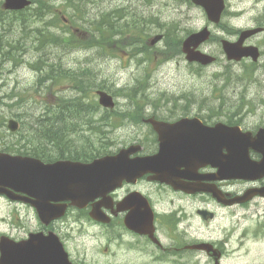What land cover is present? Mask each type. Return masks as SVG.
Returning <instances> with one entry per match:
<instances>
[{
  "label": "flooded vegetation",
  "instance_id": "af4514ba",
  "mask_svg": "<svg viewBox=\"0 0 264 264\" xmlns=\"http://www.w3.org/2000/svg\"><path fill=\"white\" fill-rule=\"evenodd\" d=\"M254 1L256 9L264 2ZM252 20L251 26L235 28L226 23L223 29L227 38L237 40L244 29L262 28L243 43L259 47L260 59L249 56L232 62L240 66L242 75L247 66L256 74L264 70V7ZM252 84L258 85L259 91L253 97L241 96L245 91L241 92L237 95L239 106L231 111L193 104L166 113L140 110L146 117L170 123L199 118L209 128L219 123L237 126L236 142L257 162L252 177L235 176L242 168L225 165L233 142L229 130L205 134L187 126L170 135L180 141L174 170L166 173L169 181L155 179L148 171L124 179L84 206L71 199L53 200L49 192L46 196L36 190L30 194L17 191L15 200L0 195L7 202L0 215L5 225L0 230V264H226L238 250L242 252L249 238L264 243V76L255 77ZM250 118H256L255 124ZM132 127L137 129L129 136L134 140L128 145L141 143L142 148L131 157L159 150V134L151 125L146 124L142 131L137 125ZM137 131L139 136L134 134ZM30 144L58 146L54 141ZM198 145L210 152L213 149L208 146L214 145L216 159L208 163L188 159ZM87 154L85 149L75 151L68 146L62 158L84 161L89 159ZM234 241L239 243L236 248Z\"/></svg>",
  "mask_w": 264,
  "mask_h": 264
},
{
  "label": "rangeland",
  "instance_id": "374dc122",
  "mask_svg": "<svg viewBox=\"0 0 264 264\" xmlns=\"http://www.w3.org/2000/svg\"><path fill=\"white\" fill-rule=\"evenodd\" d=\"M3 1L0 0V9L2 10L1 2ZM83 1L85 3H83L81 8L85 14L83 16L84 19L78 17L82 13L76 14L67 0L35 1L32 11H29V13L32 14L33 10L38 7L39 2L51 5L52 12L45 15L44 21H55L57 25L53 26L55 27L53 31L66 32L68 29L64 24V18H67L75 28L79 29L74 33L84 40L92 39L93 36L90 31L93 26H90L89 23L99 21L101 18L103 19L104 14L109 13L112 9L114 11L123 9L124 11L131 12L141 21L138 23L139 29L133 31V34L126 33L124 36H115L108 42L109 45L105 44V48L98 46L75 48L68 51L64 50L61 45L55 44L48 45L45 48V52L48 53L51 62L62 61L66 68L69 66L76 70L74 71L76 74L78 73L83 76L86 68H90L88 73L84 75L90 81L94 80L93 83L90 82L92 89H88L91 91V95H93L92 100L94 103H98L99 95L96 93V89L100 88L99 86H102L100 90H105L115 95L118 101L117 110L124 111L133 106L132 100L125 95L127 89L137 84L145 85V97L147 99L144 103L148 99L150 103L146 106L143 105V108L158 109L163 113L192 104L197 108L213 107L214 109H221L222 106L226 108L228 104L238 102L239 96L237 95L241 94V92L245 91L246 94L253 97L259 91L258 85L241 83V80L238 83L236 77L241 74L240 66L230 65L227 67L221 46L216 41L207 42L203 48L206 52L218 55V62L208 67H202L199 72V65L189 63L184 54L177 55L173 59H168L164 55V40L154 46L155 48L147 45L149 48V50L146 48L147 52L144 51L135 56L133 55L128 44L131 43L134 35H137L135 38L140 43L138 45L143 46L144 44L142 43L146 39H150L158 33H165L168 25L178 32V34L174 33L177 38L186 36V30H199L208 24L214 30L213 35L215 39L217 37H227V34L223 30L225 27L217 28V25L209 23L201 7L188 4L185 0H183L184 2L179 0H150L147 3L143 0ZM255 5L254 0H232L229 12L231 14L226 16L228 25L235 28L251 26L253 22L252 16L257 13L258 9L264 7V2H259L257 9ZM245 9L247 10L245 15L241 14V17L236 15L242 13L241 11ZM27 16V28L42 26V23H44L33 21L29 14ZM151 18L152 20L150 21ZM128 19L129 17H126L121 21L129 25L131 23L126 21ZM116 22L120 21L116 20ZM71 23L70 25L72 26ZM142 23L145 24L143 25ZM70 29L73 32V28ZM170 32L174 31L171 30ZM22 35L24 36L20 21L12 15L5 14L0 21V124H2L4 115V121H6L4 127L0 125L1 136V133L9 134L10 131H7V123L11 117H16L20 120L16 115L25 110L27 113H23L22 115L29 113H35L34 115H36L41 113L44 106L47 105L46 102L56 103L60 96L68 98L75 94L74 89L66 82L52 86L51 89L45 85L37 86L38 72L31 64L37 58V52L33 48H26L30 46L29 41L31 37L24 40L28 43L24 46L23 50L16 51L18 54H21L17 55V61L6 55L5 50L11 48L8 41L15 42ZM11 49L12 53H15V49ZM145 54H147L148 60H144ZM80 69L81 72H79ZM227 70L232 73L230 82L224 79L223 76V73ZM262 76H264L263 70L258 71L255 75V77ZM101 83L102 85H100ZM17 93V97H14ZM138 97L141 102L145 98L141 95ZM17 100H19V104L16 103ZM232 109L234 108L229 110L231 111ZM74 118L75 116L71 117V122L74 121ZM250 119L252 120L250 123L255 124L256 118ZM117 121L119 122L117 125L124 126L120 128L104 127L109 138L107 149L110 148V151H114L123 144L126 145L130 141H133L134 139H130L129 136H132L133 131L137 129L132 127V125L136 124L128 120L120 121L117 119ZM86 122L76 125V128L78 126L80 128L83 126L89 128L90 125L86 124ZM4 128L7 130H3ZM143 128L144 126H141L139 130L142 131ZM84 132L80 129L79 133L72 134V138L74 142L82 145L86 150H90L91 145L83 137ZM86 134L94 139L99 137V134L96 135L92 131H86ZM134 134L139 136L138 131L134 132ZM146 135L149 136V133H146ZM94 141L97 143V139ZM5 146H9V144L5 138L1 137L0 149H3ZM49 147L51 150H55V147L52 145ZM6 205V200L1 199L0 215L3 214ZM4 227L5 225L0 221V230H3ZM237 246H239V243L234 241L233 248ZM262 252H264V243L256 241L255 238H249L245 242L242 252L240 253V250H238L235 257H229L225 263L228 264L229 261L231 264H264V255H260ZM89 254L90 256L92 255L90 252Z\"/></svg>",
  "mask_w": 264,
  "mask_h": 264
},
{
  "label": "water",
  "instance_id": "95a60500",
  "mask_svg": "<svg viewBox=\"0 0 264 264\" xmlns=\"http://www.w3.org/2000/svg\"><path fill=\"white\" fill-rule=\"evenodd\" d=\"M197 4L205 6L209 17L212 20L219 21L224 8V0H193ZM31 4V0H5L6 9L19 10ZM207 29L191 35L184 42V50L188 53L189 60L208 63L211 58L191 46H199L209 37ZM162 38V35L156 36L152 43ZM100 102L107 107H114L113 97L106 91H99ZM194 119L193 121H195ZM151 122L155 130L160 134V150L152 156L138 157L130 159L131 152L137 151L139 145L130 146L122 149L117 155H108L97 159L91 163L57 161L56 163H44L38 158L31 156H13L7 153H0V193L5 191L2 183L10 182L17 189H22L21 183H32L34 189L44 192L52 191L53 198L57 199L62 195L76 199H90L97 194L108 190L115 182L123 178H129L130 175H138L147 171L152 166L160 174V167L164 164V158L175 150V144H178L175 138L167 137L184 124L187 119L175 124H169L154 118L147 119ZM18 123L10 122V127L16 129ZM176 152V150H175ZM241 166L244 170L256 168L255 163L241 160ZM250 171H242L243 175ZM173 181V180H170ZM15 184V185H14ZM8 192V191H7ZM95 216V215H94ZM98 218V216H96Z\"/></svg>",
  "mask_w": 264,
  "mask_h": 264
},
{
  "label": "trees",
  "instance_id": "16d2710c",
  "mask_svg": "<svg viewBox=\"0 0 264 264\" xmlns=\"http://www.w3.org/2000/svg\"><path fill=\"white\" fill-rule=\"evenodd\" d=\"M69 5L74 9V11L76 12V14L82 13V15H78V17L80 19H84V13L82 11V5L83 3H85V1L83 0H67ZM83 1V2H80ZM38 2V0H37ZM52 11V6L51 5H46L43 2H39L38 7L35 8L34 12H33V16L36 17L39 21H44V17L47 13ZM109 11V13L104 14L103 19L99 20V21H94V23L92 24V26L94 28H96V30L98 32H100V39L98 43L105 45L108 43V41L111 39L112 36H114L115 34L119 33V29L120 27L118 25L115 24V17H116V13H115V17H112L113 12ZM119 17V16H117ZM59 20V19H58ZM118 20V19H117ZM42 21V22H43ZM45 24L42 26H37L35 31H32L35 34V42H36V49L39 51H42L44 48V45L46 43H59V44H77L80 42H83L82 38L78 37L75 33L66 36L64 34H57L55 32H52L51 30V23L53 21H44ZM55 23V21L53 22ZM106 23V24H105ZM55 25V24H53ZM94 37V36H93ZM166 37V56L167 57H173L175 56L176 52L180 51L179 48V39L175 36L172 35V32L167 33L165 35ZM22 40V39H20ZM92 43V42H90ZM92 45V44H91ZM35 68L41 72V79L38 81V85H44L43 83L48 80L51 79L52 73L55 75V72L57 71V77L53 76L55 80H57V82L61 83L64 82H72L75 81L77 79L75 75H73L72 72H70V68H67L65 70L64 66L62 64H50V62L48 61V59H46L44 57V55H41L36 62L34 63ZM90 70V68H86L85 70V74L88 73V71ZM85 77V82H84V89H82V93L84 94V96L78 97L76 100L73 101H77V105L76 106H70L68 104H64L63 108L66 109L69 112V116H75L78 118H83L85 119L84 122H86V124L90 125V127L87 130L92 131L94 134H99L98 137V141H100L101 143V147L106 148L108 147V145H105L106 142H109V138L107 136V131L105 130V126H111V127H115L117 126V124H119V122L117 121H125L128 118H132L135 122L139 123L141 121V118L143 117V114L141 112H135V111H139L143 109V105H144V101H140L138 99V95L140 94H144L146 92L145 89V85H140L137 84L134 87L127 89V92L125 93V95H127V97H129L132 100L133 106L127 108L124 111H119V110H113L111 113H106V114H102L101 116L98 117L97 120H95V115H96V108L90 106L89 104H87L85 102L86 96L89 93V90L91 88V83L94 82V80L88 79V77L86 75H84ZM83 78H81L82 82ZM77 84H81L79 82H76ZM75 84L76 87H79V85ZM102 85V83L100 84ZM102 87V86H99ZM140 93V94H139ZM70 100H64V103L69 102ZM16 103H20L19 100ZM143 103V104H142ZM95 108V110L93 109ZM134 108L133 112L130 111V109ZM93 113V116H90V113ZM32 116V118L37 117V120L35 122H33L32 124L37 125L36 128H41L42 132L39 131V129L37 130H32L33 127L31 128H27L28 126H25L23 130H26L28 136L27 139L30 138H36V139H40L43 141H54L57 142L58 146H59V150L63 149V150H67V147L70 146L68 145V143L70 141H74L72 138V134L74 133H79V131L74 132L76 130H74V126H73V122H71V119L69 121V118L67 117L66 120H55L58 121L56 123V126L54 125L53 122H45V118L44 115H37L35 116L34 114L30 115ZM45 121H43V119ZM52 117L55 118V115H53ZM54 120V119H53ZM23 122H26L23 120ZM30 124V121H27V125ZM71 124V126H70ZM27 128V129H26ZM22 130V131H23ZM80 137V136H79ZM85 138L86 141H92L93 138L89 137L88 135H84L83 136ZM108 139V140H107ZM92 144V149H93V143ZM100 147V148H101ZM50 147H47V149H49ZM77 150H80L78 148V146H76ZM46 148L44 147H31V148H27L26 152L27 153H33L36 154L38 156H48L46 154ZM94 151V150H93ZM92 151V152H93ZM96 151H99V148H96Z\"/></svg>",
  "mask_w": 264,
  "mask_h": 264
},
{
  "label": "bare ground",
  "instance_id": "6f19581e",
  "mask_svg": "<svg viewBox=\"0 0 264 264\" xmlns=\"http://www.w3.org/2000/svg\"><path fill=\"white\" fill-rule=\"evenodd\" d=\"M245 15V14H244ZM245 17V16H244Z\"/></svg>",
  "mask_w": 264,
  "mask_h": 264
}]
</instances>
